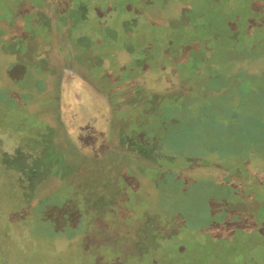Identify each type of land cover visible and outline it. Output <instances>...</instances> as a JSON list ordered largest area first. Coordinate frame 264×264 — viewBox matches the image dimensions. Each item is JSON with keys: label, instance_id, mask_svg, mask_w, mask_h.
Listing matches in <instances>:
<instances>
[{"label": "rangeland", "instance_id": "rangeland-1", "mask_svg": "<svg viewBox=\"0 0 264 264\" xmlns=\"http://www.w3.org/2000/svg\"><path fill=\"white\" fill-rule=\"evenodd\" d=\"M13 1L0 0L5 264H96L82 243L128 238L131 209L165 264H264V0Z\"/></svg>", "mask_w": 264, "mask_h": 264}, {"label": "flooded vegetation", "instance_id": "flooded-vegetation-1", "mask_svg": "<svg viewBox=\"0 0 264 264\" xmlns=\"http://www.w3.org/2000/svg\"><path fill=\"white\" fill-rule=\"evenodd\" d=\"M15 3L13 0H2V7L8 8V6L11 5V8L14 9V6H17V4ZM19 6H21V4H19ZM263 18L264 17L262 15L258 14V21L260 19V21L262 22V23L259 22V27H261L264 30ZM126 211L127 212L129 211L128 215H133L131 223H127L128 227L125 229V231L126 230L130 231L129 237L127 238L126 234H121L117 236V238L110 236L109 238L106 239L104 238V236L101 237L99 236L98 238L96 237L94 240L91 239V241L88 242L86 245L82 243V248L80 250V252L83 254L82 258L86 261V254H87L92 258H96V264H146L147 262L148 264H157V263L165 264V261H159V260H163V258H161L157 254L164 250L163 249L164 245L158 244L157 242L159 239L158 238L159 236L156 235L158 230L155 228V226L152 225V223L150 225L153 227L149 230H147L146 227L144 228V226L139 225V222L140 220L143 219L144 214L143 215H141V213L135 214L132 209ZM35 220H31L30 218L29 224L31 227L36 223ZM32 233L36 237V240L39 239L34 234L33 231ZM56 234L58 236L64 235L62 233H56ZM134 236H138V238L134 239ZM139 239L140 240L147 239V241L149 240L151 241L152 239V242L154 241L155 244L154 242L153 243L150 242L152 243V245H146V244H144V246L135 245L136 241H138ZM41 245H44L46 249L56 250L55 243L49 246L48 243L41 242ZM90 246L95 247V250H92ZM73 250L76 251L77 248L76 247L72 248V246H69L65 251H73ZM178 252L183 253L182 251H178ZM60 253H62L63 255L64 252H60ZM152 253H154L153 259L150 256V254ZM4 261H5L4 253L2 250H0V262L2 264H5Z\"/></svg>", "mask_w": 264, "mask_h": 264}, {"label": "trees", "instance_id": "trees-1", "mask_svg": "<svg viewBox=\"0 0 264 264\" xmlns=\"http://www.w3.org/2000/svg\"><path fill=\"white\" fill-rule=\"evenodd\" d=\"M78 2H83L84 0H77ZM21 5H22V3H21ZM23 7H25V4H23L22 5ZM16 6H14V8H15ZM8 9V8H7ZM16 9L17 8H15L13 11H16ZM20 10H22V12L24 11V8H21ZM9 11H11V10H9ZM24 13V20H26L27 19V15L25 14V12H23ZM8 18H16L15 16H8ZM26 18V19H25ZM264 44V43H263ZM34 81V80H33ZM35 81H39V80H35ZM37 83V82H36ZM40 84H42L41 82L39 83V85ZM38 85V86H39ZM38 86H37V88H38ZM34 89V87H30V86H28V85H26V89H25V91H26V93H29V91H31V90H33ZM44 89V88H43ZM32 105L31 106H33V107H36V105L34 104V102H32L31 103ZM160 127H161V125H160ZM154 181V180H153Z\"/></svg>", "mask_w": 264, "mask_h": 264}]
</instances>
